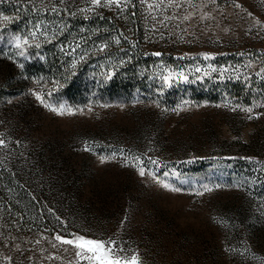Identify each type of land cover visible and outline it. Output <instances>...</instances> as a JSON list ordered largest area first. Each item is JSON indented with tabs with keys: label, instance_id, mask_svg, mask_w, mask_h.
<instances>
[{
	"label": "rangeland",
	"instance_id": "374dc122",
	"mask_svg": "<svg viewBox=\"0 0 264 264\" xmlns=\"http://www.w3.org/2000/svg\"><path fill=\"white\" fill-rule=\"evenodd\" d=\"M105 3H0V264H77L57 234L116 239L141 264H264V3ZM104 20L108 41L90 26ZM137 53L129 95L62 92L128 77ZM134 156L181 191L124 166Z\"/></svg>",
	"mask_w": 264,
	"mask_h": 264
},
{
	"label": "snow or ice",
	"instance_id": "6c2138e0",
	"mask_svg": "<svg viewBox=\"0 0 264 264\" xmlns=\"http://www.w3.org/2000/svg\"><path fill=\"white\" fill-rule=\"evenodd\" d=\"M3 0H0V3H2ZM94 3L97 5L101 4V0H94ZM261 3H264V0H261ZM108 4H115L116 6H119V0H106V3L102 6H107ZM240 5H237L239 7ZM251 16L252 14L249 13ZM7 19V17H5ZM256 24L261 25V27H264V24H261L259 20L255 21ZM33 36H35V33H33ZM17 43L16 47L20 48L19 44V37L16 38ZM119 41H117L118 43ZM25 44H27V40L24 41ZM19 55L23 56V51H20ZM153 55H160L159 53H154ZM165 84L168 83V77H164ZM33 95L36 96V99L41 102V104L44 105L45 108H47L50 112L54 113L57 116H73L76 115L77 112H80L82 114L83 110L80 109H72L71 107H66L64 104H59L58 106L53 105L51 103H48L45 101L42 95L38 93H33ZM50 95V94H49ZM90 110V109H89ZM244 111L251 112V109H244ZM251 118V117H250ZM6 146L4 144L3 140H0V147ZM85 151H90L91 148L86 144ZM115 153L112 154V157H100L101 163L106 162V159L114 158ZM123 160L125 162L124 166H132L137 169L140 176L147 175L154 180L157 184H159L161 187H163L166 190L173 191V192H179L181 191L180 188L171 186L166 181L158 178L156 174L151 171V169H148L146 165H144L143 160L140 157H133L131 161H128L127 157H123ZM151 164L157 165V169L159 168L158 162L156 160H150ZM163 176L168 177L169 173L166 171L163 173ZM213 189L208 188L205 186V191H212ZM203 193H198V195H202ZM127 219V218H125ZM123 224V222H122ZM56 241H58L62 245H69L73 251V254L76 258L77 264H141V260L139 257V254L136 253L132 249H126L124 248L121 243L118 242L116 239L108 238V239H93V238H87L82 235H76L72 234L71 239H67L59 234H57L54 238ZM56 247V245H53ZM68 249H65L67 251ZM132 252V255H128V252Z\"/></svg>",
	"mask_w": 264,
	"mask_h": 264
},
{
	"label": "trees",
	"instance_id": "16d2710c",
	"mask_svg": "<svg viewBox=\"0 0 264 264\" xmlns=\"http://www.w3.org/2000/svg\"><path fill=\"white\" fill-rule=\"evenodd\" d=\"M94 23L90 25L93 29L97 28L102 30L104 33V37L106 38L105 40L108 41V39L111 38L112 35H116L118 32V29L115 30L113 27H116L118 24L114 25V22L110 23V20L102 21L101 23H98L96 25L95 21ZM136 23H132V28L134 31L138 30V27L136 28ZM88 28H91V27ZM131 26V23H129V27ZM115 30V31H114ZM111 31H114L113 33ZM111 40V39H110ZM143 62H145L144 59H141L139 53L135 55L132 59V63L130 64V68H132V71H129L126 75L122 74H117L114 77H112L109 81L103 80V78H96L97 80L94 79H84V85H87V87H84L81 89V78L76 75L71 78V80L65 82L62 84L63 91L65 92V97L69 100H76V98L80 95L79 93L81 90H85L88 88V86H93L96 88V92L99 94V96L103 97L104 99H113L115 97H119L121 95H129L131 91L134 89L132 87V84H134L137 80L136 76L134 75L136 67L139 65H142ZM135 69V70H134ZM59 71V67H54L53 71ZM93 80V81H92ZM143 86H146V83H142ZM3 176L0 174V184L3 181Z\"/></svg>",
	"mask_w": 264,
	"mask_h": 264
}]
</instances>
